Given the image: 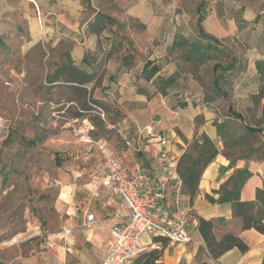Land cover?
Returning <instances> with one entry per match:
<instances>
[{
  "label": "rangeland",
  "instance_id": "rangeland-1",
  "mask_svg": "<svg viewBox=\"0 0 264 264\" xmlns=\"http://www.w3.org/2000/svg\"><path fill=\"white\" fill-rule=\"evenodd\" d=\"M263 10L264 0H0V264L51 263L68 253L65 230L87 228L67 223L60 194L70 186L76 196L87 195L86 190L91 202L98 201L103 186L93 176L100 159L94 142L121 144L116 128L120 111L104 98L120 65L135 70L148 56L161 55L166 65L162 77L169 74L174 80L169 97L178 88L198 91L204 104L215 96L210 108L217 149L241 154L263 140L259 99L229 92L238 83L235 77L214 85L212 70L214 64L244 62L245 42L222 33L237 18ZM96 15L110 23L91 33L88 26ZM198 25L221 44L207 51L211 59L202 64L186 59L187 44L171 45L174 39L198 40ZM77 42L86 63L73 60ZM80 71L91 74L89 82L66 81ZM216 88L226 89V95ZM181 103L168 105L171 110L163 112L161 123L148 122L161 130L173 128L174 110ZM202 124L197 117L195 125Z\"/></svg>",
  "mask_w": 264,
  "mask_h": 264
},
{
  "label": "crops",
  "instance_id": "crops-1",
  "mask_svg": "<svg viewBox=\"0 0 264 264\" xmlns=\"http://www.w3.org/2000/svg\"><path fill=\"white\" fill-rule=\"evenodd\" d=\"M250 14L243 15L245 21L241 28L237 26L236 22H233L229 25V30L223 31L222 35L228 37L235 34L246 44L245 59L243 60L245 69L237 75L238 83L229 92L234 93L240 90L245 97L249 95L253 99L259 86V73L256 65L259 61L264 64V10L263 13L256 14L254 17ZM256 16L258 20H255ZM89 42L92 43L91 40ZM83 52L81 43L77 42L73 45L71 55L75 63L80 62ZM160 56L157 54L150 55L146 59L153 60L155 64H160L161 68L158 74L163 76L160 72L165 70L166 65L159 59ZM143 63L144 61L135 70L132 69V66L120 65L118 72H115L118 68H114L112 73L118 77L116 82L106 84L110 94L104 97L120 111L116 128L121 137V144L113 146L107 143L116 150L123 166L129 170H132L138 163H142L143 159L149 158L150 154L141 153L138 154L139 157H131V151L124 145V138L131 139L133 137V124H151L148 121H152L157 114L160 116L157 123H161L163 112L171 110L168 109V105L172 106L184 101L180 107L175 108L174 106L173 128L162 129L170 137L168 146L170 156L179 158L185 149V140L189 141L195 132H203L214 141L219 138L215 126L211 124L214 113L210 107L213 101H205L204 104L200 101L203 96L198 91L193 93V90L182 88L177 89V95L174 94L170 97L171 92L165 95L160 94L155 85L151 84L153 79L146 80L141 75ZM137 69L138 71H136ZM191 93L193 94L191 95ZM193 98H195L194 101H197L195 107L190 103ZM259 101L261 105H264V97L260 98ZM157 106L159 107L158 110L156 109ZM197 117L203 120V124L200 126L195 125ZM157 125L163 127L164 124ZM222 149V147L218 149L215 158L202 172L197 193L192 202L187 195L183 194L180 197L177 206L178 213L194 218L197 224L199 218L210 220L212 232L217 240H220L225 234H231L241 239L247 245V249L240 251L233 247L215 259L207 251L196 227L190 229V242L168 244L163 248L162 261L164 264H262L264 260V231L260 232L254 228L243 229L242 219L233 215L230 202L212 203L208 201L207 196L218 199L220 193L216 191L224 182L230 181L225 187V189L230 190L233 182L243 179L239 191L240 200L252 202L256 200L257 191L264 188V138L257 145L249 147L241 154L230 155ZM99 156V163L93 175L94 179L95 173L103 166L101 153ZM98 184L103 188L100 189L96 203L91 202V192L88 193L86 190L87 195L81 193L79 196L72 193L70 186H66L61 191L63 211L67 214L66 220L69 225L77 223H81V226L86 225L87 214L93 216L94 223L90 225L91 228H73L62 234V237L67 241V245H64L63 249H67L68 253L63 254V258H53V261L48 264H100L102 261L105 249L112 241L110 227L117 221L114 218V213L118 208V202L111 197L106 199L105 192L109 193L108 187L99 182ZM58 252L60 253V251Z\"/></svg>",
  "mask_w": 264,
  "mask_h": 264
},
{
  "label": "built area",
  "instance_id": "built-area-1",
  "mask_svg": "<svg viewBox=\"0 0 264 264\" xmlns=\"http://www.w3.org/2000/svg\"><path fill=\"white\" fill-rule=\"evenodd\" d=\"M132 134L131 139L124 138V145L136 154H150L132 170L123 166L107 141L94 142L103 159L95 180L107 186L110 197L118 202L117 221L110 227L112 241L100 264H130L140 253L160 249L155 238L186 244L191 241L190 229L197 227L194 218L178 213L182 182L176 172L178 157L169 155V134L152 124L138 123L133 124ZM92 223L93 216L87 214L86 226Z\"/></svg>",
  "mask_w": 264,
  "mask_h": 264
},
{
  "label": "trees",
  "instance_id": "trees-1",
  "mask_svg": "<svg viewBox=\"0 0 264 264\" xmlns=\"http://www.w3.org/2000/svg\"><path fill=\"white\" fill-rule=\"evenodd\" d=\"M95 19L90 22L89 28L91 33H100L110 20L105 18L103 15H96ZM255 20H258L257 16ZM237 26L241 28L244 23V18H237ZM198 23V22H197ZM198 40H186V39H174L172 41V47L177 48L183 44L188 45V50L186 51V59L193 61L195 64H202L205 61L211 59V56L207 54V51L220 46V40L218 37L212 34H205L201 26L198 25L197 29ZM211 35V36H210ZM127 54H125L122 58ZM82 61L86 63V55L82 57ZM242 65V66H241ZM257 72L259 73V86L257 93L253 96V99H259L264 97V64L259 61L257 62ZM160 64H155L153 60L145 59L141 75L146 79L156 83L157 91L165 95L167 94V89L174 83L171 76L162 77L159 73ZM73 69V68H72ZM245 69L244 62L239 60H232L228 62L225 66L220 64H214L212 66L213 72L217 75L213 80V84L216 85L218 79L224 81L227 77H235ZM77 71V70H76ZM79 71V70H78ZM73 77L68 78V82L84 84L89 82L91 79V74H86L85 72H76ZM216 87V86H215ZM223 96L226 95L224 89L216 88ZM215 96L208 99L206 102L213 101ZM264 108V105H263ZM228 110L234 115L235 118H242L241 114L235 111H231L232 107L229 105ZM248 132H256L257 130L251 126H245ZM187 147L183 150L182 154L179 156L176 163V172L182 182V195H187L190 202H192L193 197L197 193L198 182L201 177L202 172L205 167L215 158L218 153L215 141L212 140L205 133L195 132L192 141H186ZM230 181L224 182L217 193H220L218 199H214L207 196L209 202H230L232 205V211L234 216L241 217L242 228L249 229L254 228L257 231H264V188L259 189L256 194V200L252 201H241L239 198L240 187L243 183V179L237 180L231 184V189H225ZM197 229L204 241L207 251L213 258H218L225 251L236 247L240 251H245L247 245L239 238L231 234H225L220 240H217L212 232V222L203 218L198 219ZM155 241L161 243L160 249H149L140 253L136 258H134L130 264H164L162 261V251L167 245V241L161 240L160 238H155ZM205 264V263H200ZM264 264V260L262 262Z\"/></svg>",
  "mask_w": 264,
  "mask_h": 264
},
{
  "label": "water",
  "instance_id": "water-1",
  "mask_svg": "<svg viewBox=\"0 0 264 264\" xmlns=\"http://www.w3.org/2000/svg\"><path fill=\"white\" fill-rule=\"evenodd\" d=\"M159 118H160V116L157 114V115H155V116L153 117V120H154V121H157V120H159Z\"/></svg>",
  "mask_w": 264,
  "mask_h": 264
}]
</instances>
